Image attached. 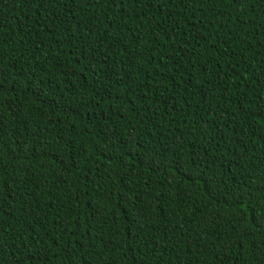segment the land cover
<instances>
[{
	"label": "trees",
	"instance_id": "obj_1",
	"mask_svg": "<svg viewBox=\"0 0 264 264\" xmlns=\"http://www.w3.org/2000/svg\"><path fill=\"white\" fill-rule=\"evenodd\" d=\"M0 264H264V0H0Z\"/></svg>",
	"mask_w": 264,
	"mask_h": 264
}]
</instances>
